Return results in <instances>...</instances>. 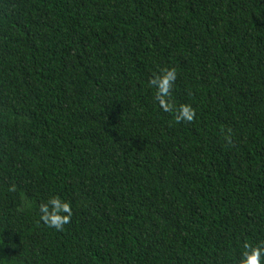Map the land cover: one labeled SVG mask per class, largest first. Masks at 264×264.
Here are the masks:
<instances>
[{"label":"trees","instance_id":"obj_1","mask_svg":"<svg viewBox=\"0 0 264 264\" xmlns=\"http://www.w3.org/2000/svg\"><path fill=\"white\" fill-rule=\"evenodd\" d=\"M246 243H264V0H0V264H237Z\"/></svg>","mask_w":264,"mask_h":264},{"label":"clouds","instance_id":"obj_2","mask_svg":"<svg viewBox=\"0 0 264 264\" xmlns=\"http://www.w3.org/2000/svg\"><path fill=\"white\" fill-rule=\"evenodd\" d=\"M177 80V70L175 68H163L150 81L151 87L155 89V101L165 111L172 109L169 107L171 90ZM175 120L191 122L195 118V110L188 104H182L175 109ZM40 220L48 227L57 231L63 229L72 217V207L70 202L59 196H53L46 203L39 206ZM237 264H264V243L255 246L244 244L237 259Z\"/></svg>","mask_w":264,"mask_h":264}]
</instances>
